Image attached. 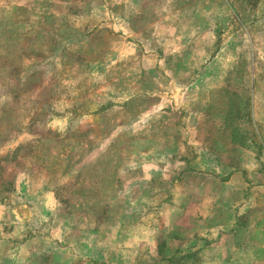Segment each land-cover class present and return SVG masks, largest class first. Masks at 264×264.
Wrapping results in <instances>:
<instances>
[{"label":"crops","instance_id":"crops-1","mask_svg":"<svg viewBox=\"0 0 264 264\" xmlns=\"http://www.w3.org/2000/svg\"><path fill=\"white\" fill-rule=\"evenodd\" d=\"M14 5L12 0H0V12L7 17ZM134 19H129L131 23L127 21L128 26L124 27L129 32L123 35L128 40L126 54L129 57L137 45L130 40L136 34L133 28L137 24L132 27ZM125 21L119 15L112 24L123 26ZM9 22L0 21V190H5L8 181L12 186L9 191H3L4 195L0 194V220L12 222L13 212L18 218L16 209L7 205L23 203L28 209V224L33 220L36 229L49 233L52 248H49L48 264H264V95L258 91L261 84L256 82L253 72H250V88L246 78L235 84L236 65L230 60L229 51L208 50L215 27L208 25L205 30L199 26L181 32L176 22L162 18L151 20L155 28L152 36L160 32L155 36L156 40L162 39L157 42L160 46L150 49L146 45L151 40L149 37L141 41L143 51L138 52L139 58L144 59L147 75L149 70L157 69L161 77L160 83L152 82L154 90L150 92L151 95L161 92L153 108L155 113L146 115L145 120L151 124L160 119L164 125L165 136L160 138L167 146L156 154L163 157L188 151L190 160L176 164H157L153 159V164L134 163L133 168L128 167V172L135 178L126 188L114 190V202L117 198L124 202V209L117 215L107 214L110 219H106L90 209L92 200L81 196L79 208L83 210L78 212L79 219L74 222L59 218L56 223L62 202L60 196L48 188L46 170L23 163L25 149H20L19 145L29 137L25 124H21L24 119L3 114L4 109L10 107L4 91L13 78V65L22 63L26 55L34 61L40 56L36 47L33 48L36 39L31 41L32 49L25 51L19 38L8 30ZM11 22L15 24L14 20ZM17 26L23 29L21 39L28 38L24 30L26 24L17 22ZM118 34L123 32L118 30ZM83 37L86 36L81 34L80 39ZM62 49L44 51V60L37 63L38 67L21 69L20 81L33 72L51 75L48 67L51 68L58 54H62ZM10 60L14 63L10 64ZM254 60L256 53L250 64L254 65ZM57 88L54 83L45 91L50 90L51 95L57 97ZM231 89L240 94L246 90L249 93L251 110L249 112V107L246 110V119L243 116L240 119L232 107V94L228 92ZM132 100L130 98L129 103ZM180 109L187 113L182 121L177 113V121L183 122V128L171 132L172 127L166 124L176 119ZM247 128L256 131L250 132ZM175 136L181 138L186 147L170 146ZM149 138L154 139L152 134ZM151 149L153 154L154 149ZM136 152L134 149L133 153ZM8 155H18L20 164L11 167L6 162ZM31 170L37 173L36 187L25 198L19 190L25 183L23 172L28 175ZM156 181L161 182L160 193L170 190L164 197L160 194L154 198L150 194V186ZM142 185L145 195L140 200L133 199V191ZM137 202L145 205L143 211H136ZM99 203L106 202L101 199ZM21 242L16 249L19 253L32 248L29 239ZM250 249L255 250V258L251 260Z\"/></svg>","mask_w":264,"mask_h":264},{"label":"rangeland","instance_id":"rangeland-1","mask_svg":"<svg viewBox=\"0 0 264 264\" xmlns=\"http://www.w3.org/2000/svg\"><path fill=\"white\" fill-rule=\"evenodd\" d=\"M12 2L15 3L14 10L7 17L3 16L4 12H0V21H10L7 24L8 30L19 38L20 46L25 51L32 49L31 41L36 39L33 48L36 47L40 56L34 61L30 55H26L22 63L13 65V78L4 91L10 107L4 109L3 114L24 119L21 124H25L29 137L24 139L22 146L19 145L20 149H25L23 163L46 170L48 188L53 189L62 202L60 212L54 220L56 223L59 218L61 221L74 222L79 219L78 212L83 210L79 208L81 196L92 200L90 209L98 211L106 219H110L107 214L117 215L124 209V202L122 198H117L114 202V190L126 188L135 178L128 172V167L133 168L134 163L143 165L153 164L155 161L157 164H176L191 158L188 151L183 155L163 157L156 154L163 146H167L160 138L161 135L165 136L164 125L160 119L151 124L145 122L146 115L155 113L156 109L153 111V108L161 93L158 91V94H150L154 90L152 82H161L159 71L149 70L147 75L144 59L138 56V52L143 51L141 41L150 37L151 40L146 45L150 49H156L160 46L157 42L162 40H156L155 37L160 32L152 36L155 28L149 21L162 18L168 22H176V27L181 32H188L190 28L199 26L203 29H208V25L215 27V35L208 50L229 51L230 60L236 65L233 77L235 84L246 78L250 88V72H253L256 82L261 84L258 91L264 95V0ZM119 15L126 20L123 26L115 22L112 24ZM132 17L135 18L132 27L136 24L137 27L133 28L136 29V34L130 40L137 45H134L133 49L136 50L131 51L129 57L126 54L129 51L128 40L123 35L129 33L124 27L128 26V22L131 23L129 19ZM13 20L14 25L11 22ZM17 22L26 24L24 30L29 35L28 38L21 39L23 29L22 26H17ZM132 27L130 26L131 29ZM118 30L123 34L119 35ZM81 34L87 39L83 37L81 40ZM209 38L207 34V42ZM72 40L75 43H67ZM26 42L28 45H25ZM54 49H62V54H58V59L51 63V68L48 67L51 75H42L41 71L33 72L25 75L23 82L20 81L21 69L38 67L37 63L44 60V51L50 53ZM255 53L256 60L252 65L250 63ZM12 61L10 60V64L14 63ZM187 79L186 77V81ZM54 83L58 85L55 91L57 97L51 95L50 90L45 91ZM231 91L228 92L232 94V107L240 119L241 116L246 119V110L248 107L249 112L251 110L249 93L247 90L241 94L236 89ZM130 98L133 99L131 103ZM13 104L16 106H12ZM177 113L181 121L187 115L182 109L176 112V119L174 117L171 123L166 124L172 127L171 132L183 128V122L177 121ZM252 128L247 130L252 132ZM151 134L153 140L149 138ZM180 139L175 136L170 146L186 147ZM151 148L154 149L153 154ZM134 149L136 153H133ZM151 159L154 161L151 162ZM6 162L15 167L21 161L18 155H8ZM23 173L25 183L22 188L19 187V192L28 198L36 187L34 183L37 173L32 170L28 175ZM7 184L5 190H0V194L4 195L3 191L10 190L11 181ZM161 186L160 181L150 186V194L154 198L160 194L164 197L170 191L163 190L160 193ZM186 188H189V184ZM145 193L142 185L133 191L132 198L140 200ZM101 199L106 203H99ZM112 201L113 205L109 203ZM19 202L6 205L16 209L20 220L14 212L13 223L0 220V264H48L49 248L52 246L49 233L36 229V222L33 220L28 224V209ZM25 205L29 207L28 204ZM144 206L137 202L136 211H143ZM26 239L31 242L34 252L31 248L28 252L19 253L17 246ZM248 252L250 260L255 258V250L250 249Z\"/></svg>","mask_w":264,"mask_h":264}]
</instances>
